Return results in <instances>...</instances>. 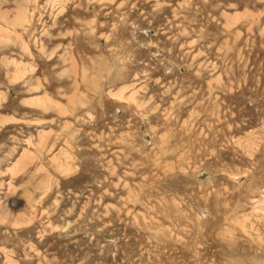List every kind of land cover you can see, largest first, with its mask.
<instances>
[{
	"label": "rangeland",
	"instance_id": "374dc122",
	"mask_svg": "<svg viewBox=\"0 0 264 264\" xmlns=\"http://www.w3.org/2000/svg\"><path fill=\"white\" fill-rule=\"evenodd\" d=\"M0 264H264V0H0Z\"/></svg>",
	"mask_w": 264,
	"mask_h": 264
}]
</instances>
